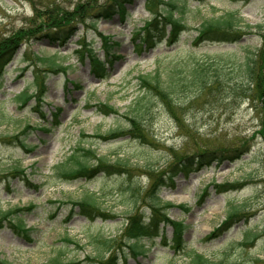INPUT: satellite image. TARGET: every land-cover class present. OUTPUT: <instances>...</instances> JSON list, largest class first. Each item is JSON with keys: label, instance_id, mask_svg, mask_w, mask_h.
<instances>
[{"label": "rangeland", "instance_id": "1", "mask_svg": "<svg viewBox=\"0 0 264 264\" xmlns=\"http://www.w3.org/2000/svg\"><path fill=\"white\" fill-rule=\"evenodd\" d=\"M104 1L0 0V38L27 25L36 9V23L43 12L80 5L91 16L72 22L76 31L63 45L24 42L0 77V211L22 208L2 221L0 257L11 264H104L113 251L116 264H123L127 219L140 211L148 220L154 179L188 155L193 162L188 170L159 190L161 201L170 203L164 207L167 217L185 225L186 250L175 252L167 226L164 241L143 240L141 252L128 254L126 264H186L191 250L211 264H264V99L254 90L236 88L244 58L255 51L264 59V0H173L184 8L174 14L187 28L176 42L162 39L153 49L138 43L142 34L137 31L149 18L144 0L126 3L124 19L90 14ZM228 12L238 17L237 41L196 40L202 20ZM87 43L104 63L103 76L92 68ZM52 58L61 68H51ZM140 75H156L164 88L169 86L170 108L142 87ZM201 76L205 88L195 81ZM19 93V98L33 97L22 104L15 99ZM100 102L117 113H101L94 106ZM136 108L142 138L132 135ZM113 131L116 137L103 138ZM79 146L123 164L127 172L63 177L57 165H73L69 157ZM202 151L216 161L197 166ZM21 169L24 174L17 172ZM229 183L238 187L214 188ZM87 194L112 216L90 220L74 209L69 218L70 200ZM232 207L241 218L208 238ZM18 217L22 230L9 224H17ZM247 232L259 235L253 244L241 243ZM104 237L116 238L109 252L99 244Z\"/></svg>", "mask_w": 264, "mask_h": 264}, {"label": "trees", "instance_id": "2", "mask_svg": "<svg viewBox=\"0 0 264 264\" xmlns=\"http://www.w3.org/2000/svg\"><path fill=\"white\" fill-rule=\"evenodd\" d=\"M133 0H105L102 4L94 7L91 10L92 15L96 18H112L114 14H119L122 19L127 16L126 3L132 2ZM144 6L146 11L150 14V18L144 23V25L138 30L142 35L139 36L140 48H154L156 44L162 40L166 39L169 43H174L179 39V36L183 30H185L186 25L182 19L177 18L174 15V11H184L183 7L176 5L173 0H144ZM36 13L34 17H31L27 25L17 28L15 31L11 32L7 36L0 38V77L4 71L6 63L12 58L16 53L18 48L23 42L33 40V41H42L46 40L49 44H58L63 45L68 38L73 35L76 31V26L72 23L76 18H79L80 21L86 22L91 16L83 14L86 8L82 5L76 6L70 11H63L57 14L49 15V12H43L44 16L42 17L39 23H36L35 17H39L40 13ZM238 19L234 12H228L225 15H219L216 17H210L202 20L197 28V40H210L218 42H233L237 41L240 38V33L236 30L234 23ZM168 27V31H166ZM83 42V41H82ZM82 42L79 44L82 45ZM106 44V43H105ZM88 49V58L91 60L92 68L95 72H99L100 76H103V65L97 57L92 53V47L87 44ZM111 51H109V54ZM51 59V68H61L59 63ZM240 72V85H236V88L241 91H256L259 96H263L264 99V59L259 58V55L252 51L250 54L244 58V62L239 64ZM140 79L142 82V87L146 88L148 91L154 94V96L159 97L167 107L170 108L169 103V94L172 92L168 87H163L156 75L153 77L141 76ZM199 83L200 88L206 87V80L201 76L195 79ZM166 89V90H165ZM169 93V94H168ZM21 100V103H25L29 100L30 95L27 94L23 98L17 97ZM139 104V103H138ZM103 114H113L117 111L107 102L94 104ZM139 110L136 108L135 110ZM134 115L130 117V121L133 124V128L136 133H132L133 136L143 137L142 132L139 133L143 126L141 124V114ZM23 130L21 133H24ZM118 131H113L109 135L111 137H116ZM108 135V136H109ZM105 137L106 138H108ZM18 138V136H15ZM77 153H73L69 160L73 162V165L65 167L64 164H59L61 168V174L65 178H83L90 179L97 175L100 172H106L109 174L127 172L123 164L116 163L110 164L105 157L96 156L95 152L89 148L79 146L76 149ZM94 156L95 164L90 165L87 163V158ZM208 156V158H205ZM216 157L213 155L209 156V153L201 152L195 164L199 167L209 166L212 162L216 161ZM198 164H197V163ZM190 156L186 155L183 159L177 163H173L169 166V171L165 175H159L154 179L153 184L150 190V209L151 214L147 221L140 212L132 214L128 219L123 229V245L127 253L124 254L123 264H126V258L128 254L136 256L139 252V247L143 246V240L153 241V239L160 237L163 241L165 240V227L170 225L172 226V244L175 251L185 250L186 244L183 239V232L185 225L182 221L171 220L167 217L164 206L170 205L169 203L163 204L161 198L158 196L159 190L163 186L173 185L174 176L180 173H184L188 170V166L192 165ZM56 166V167H57ZM19 174H24L23 170H17ZM23 176V175H22ZM24 177V176H23ZM237 185L234 184H215L214 188L218 192H224L228 189H235ZM139 193L141 192L140 188H137ZM70 210L68 216H71L74 212V209H77V212L90 219L95 220L97 218L107 219L112 215L107 214L103 209L98 205L96 198L93 195H85L79 200H70ZM32 204L25 209H30ZM18 210L22 208H14L7 211H0V227L2 226V221L9 218L12 213H18ZM241 214H237L235 207L228 212L224 220L212 230L208 236L211 238L222 233L225 229L232 226L235 221H238L241 217ZM18 223H9L12 227L22 230L21 219L17 218ZM28 230L25 228L23 231ZM259 237L257 233L250 234L249 232L245 233L242 244H253L252 242ZM116 242L115 237H104L99 243L106 250L111 251ZM187 256L190 260L186 264H211L210 259L205 257L203 254L197 253L194 250L187 251ZM117 258L116 252L111 251L107 259L104 261V264H116L114 260ZM0 264H11L6 259L0 258ZM53 264H61L55 261ZM74 264V263H70Z\"/></svg>", "mask_w": 264, "mask_h": 264}]
</instances>
